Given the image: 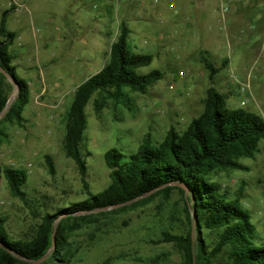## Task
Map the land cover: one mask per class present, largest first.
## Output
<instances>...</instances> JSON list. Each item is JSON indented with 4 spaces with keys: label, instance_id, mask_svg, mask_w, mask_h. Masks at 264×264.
I'll return each instance as SVG.
<instances>
[{
    "label": "rangeland",
    "instance_id": "374dc122",
    "mask_svg": "<svg viewBox=\"0 0 264 264\" xmlns=\"http://www.w3.org/2000/svg\"><path fill=\"white\" fill-rule=\"evenodd\" d=\"M13 8L8 30L18 38L10 52L18 76L31 88L24 124L0 125V169L28 176L24 200L0 177V216L14 239H32L46 213L107 188L105 155L111 149L130 156L148 134L162 142L171 128L186 130L203 113L210 88L226 96L229 108L264 118V0H0V19ZM121 22L130 29L132 52L154 57L139 73L160 71L163 78L146 94L127 92L120 102L92 98L82 142L87 190L63 149L66 113L78 87L106 65ZM203 59L219 70L213 79ZM242 163L247 170L214 178L232 194L244 186V204L264 237V143L254 159ZM184 207L175 190L169 200L157 196L135 211L91 216L72 233L71 264H182L180 250L165 235L187 236Z\"/></svg>",
    "mask_w": 264,
    "mask_h": 264
},
{
    "label": "trees",
    "instance_id": "16d2710c",
    "mask_svg": "<svg viewBox=\"0 0 264 264\" xmlns=\"http://www.w3.org/2000/svg\"><path fill=\"white\" fill-rule=\"evenodd\" d=\"M14 10L3 12L0 19V67L15 78L17 94L10 103L14 86L0 73V125L3 122L23 125L31 100L30 85L18 76L15 57L10 52L17 38L15 32L8 30ZM107 12L113 19L111 9ZM118 30L106 65L78 87L66 113L63 149L79 167L87 190L82 142L87 128L86 108L92 98L108 96L120 102L127 92L146 94L163 78L160 71L139 73L153 63L154 57L132 52L128 43L130 29L125 22L120 23ZM203 63L213 79L219 70L208 59H203ZM1 132L0 129V135ZM262 143L264 118L245 109L229 108L226 96L210 88L203 113L186 130L171 128L162 142L148 134L130 156L116 148L108 151L105 162L110 171V185L97 194L88 191V198L69 207L46 213L32 239L12 238L7 219L0 216V264H35L41 259L44 261L39 264H71L75 256L70 243L72 233L91 216L135 211L157 196L169 200L175 190L184 198L190 227L187 236L166 234L165 240L176 244L182 264H214L221 258H226L227 264H264V237L258 233L252 213L244 204V186L232 194L214 178L222 172L247 170L242 161L254 159ZM46 159L50 173L54 174L51 157ZM1 176L12 195L24 200L27 173L7 168L0 169ZM178 185L186 186L188 192ZM102 264L112 262L106 260Z\"/></svg>",
    "mask_w": 264,
    "mask_h": 264
},
{
    "label": "water",
    "instance_id": "95a60500",
    "mask_svg": "<svg viewBox=\"0 0 264 264\" xmlns=\"http://www.w3.org/2000/svg\"><path fill=\"white\" fill-rule=\"evenodd\" d=\"M0 73L6 77V79L14 86V93L17 91V82L14 77H12L7 71H5L3 68L0 67ZM180 188H182L184 191L188 192V188L184 185H178ZM53 245L55 247V235H53ZM44 259H41L39 261H36L35 264H39L43 262Z\"/></svg>",
    "mask_w": 264,
    "mask_h": 264
},
{
    "label": "built area",
    "instance_id": "2783aa9c",
    "mask_svg": "<svg viewBox=\"0 0 264 264\" xmlns=\"http://www.w3.org/2000/svg\"><path fill=\"white\" fill-rule=\"evenodd\" d=\"M229 11V8L228 7H224L223 8V12H228ZM181 76H183V74L181 73L180 74ZM250 89V86L249 85H247L246 87H245V89H244V91H248Z\"/></svg>",
    "mask_w": 264,
    "mask_h": 264
},
{
    "label": "crops",
    "instance_id": "0c3cea01",
    "mask_svg": "<svg viewBox=\"0 0 264 264\" xmlns=\"http://www.w3.org/2000/svg\"><path fill=\"white\" fill-rule=\"evenodd\" d=\"M17 38H18V37H17ZM17 38H16V39H17Z\"/></svg>",
    "mask_w": 264,
    "mask_h": 264
}]
</instances>
